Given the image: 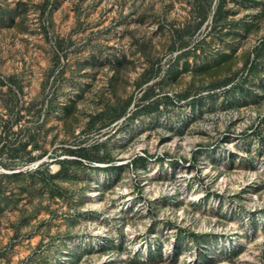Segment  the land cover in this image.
<instances>
[{
    "label": "rangeland",
    "instance_id": "1",
    "mask_svg": "<svg viewBox=\"0 0 264 264\" xmlns=\"http://www.w3.org/2000/svg\"><path fill=\"white\" fill-rule=\"evenodd\" d=\"M0 264H264V0H0Z\"/></svg>",
    "mask_w": 264,
    "mask_h": 264
}]
</instances>
